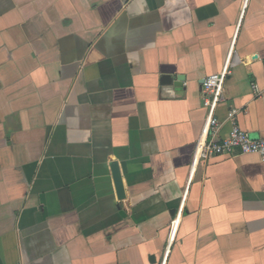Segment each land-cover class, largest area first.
Wrapping results in <instances>:
<instances>
[{
  "label": "crops",
  "instance_id": "obj_1",
  "mask_svg": "<svg viewBox=\"0 0 264 264\" xmlns=\"http://www.w3.org/2000/svg\"><path fill=\"white\" fill-rule=\"evenodd\" d=\"M228 57L264 139V0H0V264H264V160L195 159Z\"/></svg>",
  "mask_w": 264,
  "mask_h": 264
},
{
  "label": "built area",
  "instance_id": "obj_2",
  "mask_svg": "<svg viewBox=\"0 0 264 264\" xmlns=\"http://www.w3.org/2000/svg\"><path fill=\"white\" fill-rule=\"evenodd\" d=\"M230 57V54H229ZM229 57L223 70L212 74L203 80V103L209 111L204 130L196 144V160H207L213 156H232L234 154H256L264 160V139H254L245 131L240 130L236 124L228 134L220 137V123L214 110L222 103L223 87L226 78L231 74L232 62Z\"/></svg>",
  "mask_w": 264,
  "mask_h": 264
},
{
  "label": "water",
  "instance_id": "obj_3",
  "mask_svg": "<svg viewBox=\"0 0 264 264\" xmlns=\"http://www.w3.org/2000/svg\"><path fill=\"white\" fill-rule=\"evenodd\" d=\"M165 80H167V79H165Z\"/></svg>",
  "mask_w": 264,
  "mask_h": 264
}]
</instances>
